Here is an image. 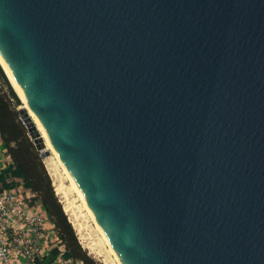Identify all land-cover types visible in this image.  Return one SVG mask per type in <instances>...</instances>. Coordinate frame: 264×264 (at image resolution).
<instances>
[{
  "label": "water",
  "instance_id": "obj_1",
  "mask_svg": "<svg viewBox=\"0 0 264 264\" xmlns=\"http://www.w3.org/2000/svg\"><path fill=\"white\" fill-rule=\"evenodd\" d=\"M0 56L122 264H264V0H0Z\"/></svg>",
  "mask_w": 264,
  "mask_h": 264
},
{
  "label": "built area",
  "instance_id": "obj_2",
  "mask_svg": "<svg viewBox=\"0 0 264 264\" xmlns=\"http://www.w3.org/2000/svg\"><path fill=\"white\" fill-rule=\"evenodd\" d=\"M11 165L0 132V175ZM11 182L0 180V264H83L62 255L64 243L38 194L21 178H5Z\"/></svg>",
  "mask_w": 264,
  "mask_h": 264
},
{
  "label": "trees",
  "instance_id": "obj_3",
  "mask_svg": "<svg viewBox=\"0 0 264 264\" xmlns=\"http://www.w3.org/2000/svg\"><path fill=\"white\" fill-rule=\"evenodd\" d=\"M0 132L12 158V165L6 168L0 175V180L3 181L6 186H10L13 183L6 184L5 178H21L26 187H30L38 194L42 205L53 219L55 227L64 243L65 250L62 255L65 258L81 260L83 264H98L82 250L78 243L72 225L68 221L54 192L46 170L40 161L32 158V153L29 148L25 146L26 139L23 132L15 121L14 114L1 93ZM12 144H16L18 148H14ZM55 253L56 250L51 251L49 258H52Z\"/></svg>",
  "mask_w": 264,
  "mask_h": 264
},
{
  "label": "rangeland",
  "instance_id": "obj_4",
  "mask_svg": "<svg viewBox=\"0 0 264 264\" xmlns=\"http://www.w3.org/2000/svg\"><path fill=\"white\" fill-rule=\"evenodd\" d=\"M0 93L3 96L4 100L7 102L9 108L12 110L15 121L17 122L19 128L22 130L23 135L25 137V146H27L32 153V158L34 160H38L43 165L44 169L46 170L49 179L51 181L52 187L54 192L63 208V205H67L70 207V211L75 212L74 215L76 216L79 228L73 224V221L70 220L68 213L65 212L67 218L69 219L72 228L75 232L77 237L78 243L80 244L82 250L90 257H92L95 262L98 264H118L119 260L117 256L111 250L107 238L104 236L101 229H99V225L97 226V221L93 219L92 215L87 211L83 201L81 200L78 193L73 188L71 181L63 169L62 165L55 157L51 150L47 147L45 148L48 151V155L44 158L41 157L40 153L38 152L37 147L35 146L34 142L32 141V137L29 135L27 126L21 118L22 110H23V103L12 87L11 83L9 82L7 76L5 75L4 71L0 66ZM14 148H18L16 144H12ZM48 158L49 162L52 163L54 168V176L52 177L48 172L45 166V160ZM57 185L61 187L62 193H57ZM57 186V187H56ZM62 194H66L63 195ZM65 196V197H64ZM72 208V209H71ZM102 232V233H101ZM103 234V235H102ZM84 236V238H83ZM82 240V241H81ZM88 244V245H87ZM92 247V248H91ZM93 250V252H92ZM97 251V252H96ZM117 258V259H116ZM103 259V260H102ZM118 260V261H117Z\"/></svg>",
  "mask_w": 264,
  "mask_h": 264
},
{
  "label": "bare ground",
  "instance_id": "obj_5",
  "mask_svg": "<svg viewBox=\"0 0 264 264\" xmlns=\"http://www.w3.org/2000/svg\"><path fill=\"white\" fill-rule=\"evenodd\" d=\"M0 65H1V67H2V69H3V71H4V73L6 74V76H7V78H8V80H9V82L11 83V85H12V87L14 88V90L16 91V93L18 94V96L20 97V99H21V101H22V103H23V108L26 110V112H27V114H28V116L30 117V107H29V105H28V103H27V101H26V98H25V95H24V93H23V91H22V89H21V87H20V85L18 84V82L16 81V79L14 78V76L10 73V71L8 70V68H7V65L5 64V62L3 61V59L1 58V56H0ZM36 127V126H35ZM32 129V128H31ZM36 129L39 131V133H40V136L43 138V141H44V143H45V148L47 147L48 149H50L51 150V153H53L54 155H55V157L57 158V156H56V152H55V150L52 148V146L50 145V143H49V141H48V139H47V136H46V134H44L41 130H39L37 127H36ZM45 166H46V168H47V170H48V172L50 173V175L53 177L54 176V168H53V166H52V163L51 162H49V160H48V158L45 160ZM64 169V168H63ZM65 170V169H64ZM65 172L67 173V175H68V177H69V179H70V181H71V184H72V186H73V188L75 189V191L78 193V195L80 196V198H81V200L83 201V203H84V205H85V207H86V209H87V211L92 215V217H93V219H95L96 220V218L94 217V215L92 214V212H91V210H90V208L88 207V205L86 204V202L84 201V198H83V196H82V194H81V192L79 191V189L77 188V186H76V184L74 183V181H73V179H72V177H71V175L65 170ZM58 186V187H57ZM56 187V189H57V193H62V190H61V187H59V185H57ZM63 195H66V194H62V196ZM65 197V196H64ZM68 202H67V205H63V208H64V211L66 212V213H68V215H69V218H70V220L71 221H73V224L72 225H75V226H77L78 228L79 227H81V226H78V223H76L75 221H77V219H76V214L74 215V213L75 212H71L70 211V207L68 206ZM72 209V208H71ZM97 221V220H96ZM99 225V223H98V221H97V226ZM99 227V229H101V231L103 232V234H104V236L106 237V235H105V233H104V231L102 230V228L100 227V225L98 226ZM79 231H80V228H79ZM101 232V233H102ZM102 234V235H103ZM83 238H84V236H83ZM82 241V240H81ZM109 243V242H108ZM88 245V244H87ZM109 246H110V244H109ZM92 248V247H91ZM110 248H111V250L113 251V253L115 254V252H114V250L112 249V247L110 246ZM92 252H93V250H92ZM97 252V251H96ZM117 255L115 254V257H116ZM118 258V257H117ZM116 258V259H117ZM103 260V259H102ZM119 260V259H118ZM117 260V261H118ZM118 264H122L121 262H120V260H119V262H118Z\"/></svg>",
  "mask_w": 264,
  "mask_h": 264
}]
</instances>
